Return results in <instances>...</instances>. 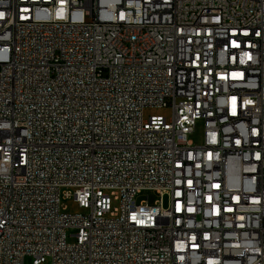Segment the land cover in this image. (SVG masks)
I'll return each instance as SVG.
<instances>
[{
	"label": "built area",
	"instance_id": "obj_1",
	"mask_svg": "<svg viewBox=\"0 0 264 264\" xmlns=\"http://www.w3.org/2000/svg\"><path fill=\"white\" fill-rule=\"evenodd\" d=\"M26 257L264 264V0H0V264Z\"/></svg>",
	"mask_w": 264,
	"mask_h": 264
},
{
	"label": "rangeland",
	"instance_id": "obj_2",
	"mask_svg": "<svg viewBox=\"0 0 264 264\" xmlns=\"http://www.w3.org/2000/svg\"><path fill=\"white\" fill-rule=\"evenodd\" d=\"M172 108L170 107H146L144 109V119L148 120L149 117L151 116H163L165 117L168 121L171 120L172 118ZM192 143L197 146V145H202L203 144V139H204V121L199 120L196 124V130L195 132L191 133L188 137ZM68 191L70 193V197L66 198L64 196V193ZM74 193V188H64L62 190V198H61V206L62 208H65V212L69 214H77V213H87L85 209L81 208L76 201L74 200L73 197ZM159 201V195L155 192L152 191H143L140 193L137 197V202H148L150 205L155 204L156 202ZM168 203V198H164V205H167ZM118 204V203H115ZM76 234V229L71 228L68 229L67 232V241L69 243H74L75 237L73 236ZM31 259L30 257H26L24 264H30ZM45 264H51L50 259L47 260Z\"/></svg>",
	"mask_w": 264,
	"mask_h": 264
}]
</instances>
